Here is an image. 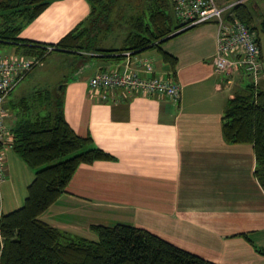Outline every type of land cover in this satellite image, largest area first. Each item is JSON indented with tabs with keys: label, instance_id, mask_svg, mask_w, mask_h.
<instances>
[{
	"label": "crops",
	"instance_id": "0c3cea01",
	"mask_svg": "<svg viewBox=\"0 0 264 264\" xmlns=\"http://www.w3.org/2000/svg\"><path fill=\"white\" fill-rule=\"evenodd\" d=\"M90 11L88 0H54L30 21L40 36L19 37L44 45L56 43ZM129 33L116 37L118 47L97 48H122ZM171 35L158 47L139 52L88 57L53 50L42 55L33 69L66 54L71 72L62 79L56 97L45 90L38 93L39 98L44 94L48 102L61 101L64 118L77 135L90 137V147L114 160L80 165L65 192L38 219L56 229L64 241H95L92 226L123 224L147 230L215 264H264V255L258 252H264V188L255 174L253 147L227 144L221 132L228 98L250 87L264 92L261 38V70L254 80L240 68L215 70L216 23L177 29ZM159 48L176 57L174 69ZM13 52L23 49L13 46L9 53ZM146 57L152 61L151 75L172 78L180 85L178 101L141 92L122 98L120 90L102 100L90 90L89 79L100 71L129 66L142 76L149 75L141 63ZM16 87L5 100V124L10 131L27 117L23 90L9 99ZM17 105L19 111L14 110ZM3 157L0 214H8L24 205L34 171L10 145L3 148Z\"/></svg>",
	"mask_w": 264,
	"mask_h": 264
},
{
	"label": "trees",
	"instance_id": "16d2710c",
	"mask_svg": "<svg viewBox=\"0 0 264 264\" xmlns=\"http://www.w3.org/2000/svg\"><path fill=\"white\" fill-rule=\"evenodd\" d=\"M52 1L0 0V43L23 49L21 53L28 56L42 57L51 46L50 51H73L94 57L158 47L182 26L179 20L172 26L171 0H146L147 20L142 15L132 18L133 29L125 46L99 49L94 41L100 33L96 21L100 15L107 18L111 0H88L91 11L86 27L81 28L80 24L58 42L45 45L19 37L21 25L33 20ZM223 1L234 3L229 18L245 23L255 31L259 41L260 33L264 35V13L258 11L257 5L248 0ZM159 51L174 69L176 57L160 48ZM48 104L53 102L50 100ZM54 105V110H48L45 115L21 118L11 128L10 146L34 171V179L27 188L24 205L11 213L0 214V264H215L129 225L92 226L97 240L64 241L56 229L40 221L38 217L65 192L80 165L114 160L103 150L90 147V137L77 135L64 118L61 101H55ZM221 132L227 144L252 145L255 174L264 188V92L250 87L245 93L228 98L221 117ZM258 252L264 255L262 250Z\"/></svg>",
	"mask_w": 264,
	"mask_h": 264
},
{
	"label": "built area",
	"instance_id": "2783aa9c",
	"mask_svg": "<svg viewBox=\"0 0 264 264\" xmlns=\"http://www.w3.org/2000/svg\"><path fill=\"white\" fill-rule=\"evenodd\" d=\"M171 1L174 14L182 24L180 29L207 22L218 25V45L213 61L216 71L221 73L240 68L256 80L261 70L260 44L255 31L242 21L229 18V9L234 3H219L217 0ZM51 49V46L47 47V51ZM40 61V56L14 52L0 54V184L4 181L3 148L12 142L11 131L5 124L6 96L31 69L40 64ZM141 63L143 70L149 75L142 76L138 70L129 66L121 71H100L89 79L90 90L102 100H107L113 91L120 90L122 98L126 94L141 92L163 95L178 101L181 94L180 85L172 78L151 75L153 66L150 58H143Z\"/></svg>",
	"mask_w": 264,
	"mask_h": 264
},
{
	"label": "rangeland",
	"instance_id": "374dc122",
	"mask_svg": "<svg viewBox=\"0 0 264 264\" xmlns=\"http://www.w3.org/2000/svg\"><path fill=\"white\" fill-rule=\"evenodd\" d=\"M217 1L220 3L223 0ZM248 2L255 3V6L257 5L256 7L259 8L258 11L264 13V0H248ZM109 3L111 5V9L107 18L104 19V17L100 15L99 19L96 21H99L100 28V33L98 34L97 39L96 37L94 39V41L96 40V47H118L120 44L118 45L116 42V37L133 29L131 28L132 18L135 15H142L144 16V21H146L148 17L147 7L145 8L146 0H111ZM170 13L173 17L172 26H175L178 23V19L173 12L170 11ZM86 19L87 16L80 19L78 26L81 24V28L86 27L89 23ZM36 28L37 26L31 24L30 22L24 23L21 25V30L18 36L26 33L40 36L35 33ZM91 32L92 30H90V33ZM105 35L109 36L110 40L104 41L105 39H103V36ZM260 38L264 47V35L262 33H260ZM12 48V45L0 43V54H7ZM67 58H70V56L64 54L54 59L45 60V64L43 66L36 67L26 76V78L16 87L9 99L17 98L23 90L22 95L24 96L25 105L28 107L25 111L26 116L34 118L36 116L45 115L48 110H52L54 108V104H48L44 94H42L43 99H40L38 93H43L45 90H49L52 92V97H56L59 93L58 88L62 79L70 76L71 65L69 64ZM14 94L17 96H14ZM14 110L19 111L20 105L14 107Z\"/></svg>",
	"mask_w": 264,
	"mask_h": 264
}]
</instances>
